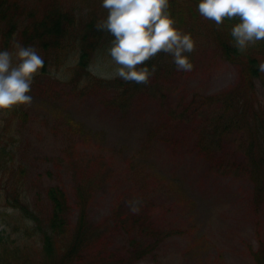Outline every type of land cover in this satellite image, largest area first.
I'll return each instance as SVG.
<instances>
[{"label":"rangeland","instance_id":"rangeland-1","mask_svg":"<svg viewBox=\"0 0 264 264\" xmlns=\"http://www.w3.org/2000/svg\"><path fill=\"white\" fill-rule=\"evenodd\" d=\"M99 2L82 0L85 10L99 9ZM191 36L194 69L177 71L172 57L161 53L152 59L150 82L138 84L132 96L83 85L72 56L59 70H39L30 107L0 113V146L24 168L21 180L35 212L49 216L47 189L56 185L69 196L68 218L75 225L78 189L85 187L88 219L98 231L74 264H257L254 252L264 254V199L256 201L244 165L247 145L237 134L218 150L199 142L219 108L200 97L230 88L238 67L209 37ZM113 68L108 52L94 54V74L108 78ZM256 89L264 104L261 79ZM137 198L142 204L133 213L128 202ZM4 203L0 197V230L23 234L14 232L18 210ZM45 256L34 254L37 264Z\"/></svg>","mask_w":264,"mask_h":264},{"label":"trees","instance_id":"trees-1","mask_svg":"<svg viewBox=\"0 0 264 264\" xmlns=\"http://www.w3.org/2000/svg\"><path fill=\"white\" fill-rule=\"evenodd\" d=\"M76 1H79V6L63 4L60 0L43 5L33 4L30 0H0V51L15 52V44L34 46L44 60L43 73L52 68L59 70L70 57L75 56V73L83 85L114 88L123 98L134 95L138 84L125 83L119 78H103L91 70L94 54L107 53L113 37L94 27L97 20L106 18L100 2L99 9L85 10L82 0ZM198 3L199 0H170L175 26L190 34L209 37V42L222 57L238 67L237 80L230 88L200 97L204 105H218L219 108L214 120L206 122L201 130L199 142L205 149L218 150L229 135H239L247 145L244 165L254 181L256 201H262L264 104L258 97L256 80L264 82V73L259 69L260 62H264V42L240 53L231 43L230 35L231 26L238 21L225 20L218 30L213 21L199 15ZM152 63L150 60L146 66L151 68ZM192 102L194 105L196 99ZM17 111L14 109L13 112ZM7 154L5 147L0 146V197L5 206L18 210L14 232L22 230L23 234L14 236L0 230V264H37L34 254L38 256L42 252L46 256L38 264H74L75 260L82 259L83 252L97 237L98 231L88 219L85 187L78 189L79 217L75 225H71L68 218L71 209L69 196L56 185L47 189L51 211L47 218H43L31 208L25 194L21 180L24 168L18 169L13 158L7 159ZM34 238L35 242L28 244V239ZM254 253L256 263L264 264V254L259 250Z\"/></svg>","mask_w":264,"mask_h":264},{"label":"clouds","instance_id":"clouds-1","mask_svg":"<svg viewBox=\"0 0 264 264\" xmlns=\"http://www.w3.org/2000/svg\"><path fill=\"white\" fill-rule=\"evenodd\" d=\"M101 7L107 16L94 27L113 37L107 50L114 65L109 79L146 85L156 71L155 65H146L161 53L172 57L177 71L194 69L188 54L196 50V41L175 26L170 0H101ZM197 11L218 30L225 20L238 21L230 35L240 53L264 42V0H199ZM14 48L15 52L0 51V113L31 106V86L44 66L34 46L15 44ZM259 69L264 73V62ZM141 204L138 198L128 202L133 213Z\"/></svg>","mask_w":264,"mask_h":264}]
</instances>
